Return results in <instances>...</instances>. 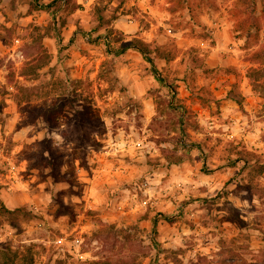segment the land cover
I'll return each mask as SVG.
<instances>
[{
    "label": "rangeland",
    "instance_id": "rangeland-1",
    "mask_svg": "<svg viewBox=\"0 0 264 264\" xmlns=\"http://www.w3.org/2000/svg\"><path fill=\"white\" fill-rule=\"evenodd\" d=\"M188 1L0 0V264H264L262 6Z\"/></svg>",
    "mask_w": 264,
    "mask_h": 264
},
{
    "label": "trees",
    "instance_id": "trees-1",
    "mask_svg": "<svg viewBox=\"0 0 264 264\" xmlns=\"http://www.w3.org/2000/svg\"><path fill=\"white\" fill-rule=\"evenodd\" d=\"M68 1H70V0H67V2ZM188 2H189L188 0H179L180 4H188ZM258 2L261 3L262 12L264 14V0H249V1L244 0V3L251 6L253 10L257 9ZM131 48L138 49L141 53H143L145 58H147V61H149L150 63H153V59L150 57L148 49L145 47L144 43H142L141 41H135V43H126L122 48L119 49V52L124 53ZM43 51L47 52L48 50L46 48H44ZM260 52H262V51H260ZM260 52L256 53V56L261 54ZM45 58H47V53L45 54ZM158 58L165 59V57L162 55H159ZM34 69H32V71H28L27 73L24 72L23 75H28V73L31 72L34 74L35 77H38L39 72L34 70ZM78 82H79L78 80L73 81V83H78ZM61 103H58L57 105H55L53 107L44 108L41 106H31V102L27 101V103L25 105V109L29 113L33 112L35 114V117H34L35 119L37 117H41L52 127H57L59 125V123H58L59 115L62 113L63 106L65 105V104L60 105ZM90 118H92V117H88V115L83 116L84 120H90ZM45 150H46V152H48L49 155H51L53 157V159H56V157H57L56 152L58 151L56 147L52 146L51 144H47L45 146ZM50 164L56 165L55 162H51ZM29 216H31V213L27 212L25 210V208L18 207V208L12 209V208L7 206L5 201L0 199V218L7 220V222H9L11 225L16 226L19 221H23V220L27 221ZM28 251L30 252V248H28ZM3 254L5 255V264H17L16 263L17 255L16 254L12 255L11 250H5L3 252ZM22 259H23V264H32L33 263V257L31 254H29L25 257H22Z\"/></svg>",
    "mask_w": 264,
    "mask_h": 264
}]
</instances>
